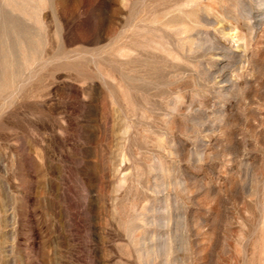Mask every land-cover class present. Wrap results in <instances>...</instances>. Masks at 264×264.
<instances>
[{
	"label": "rangeland",
	"instance_id": "obj_1",
	"mask_svg": "<svg viewBox=\"0 0 264 264\" xmlns=\"http://www.w3.org/2000/svg\"><path fill=\"white\" fill-rule=\"evenodd\" d=\"M0 264H264V0H0Z\"/></svg>",
	"mask_w": 264,
	"mask_h": 264
}]
</instances>
